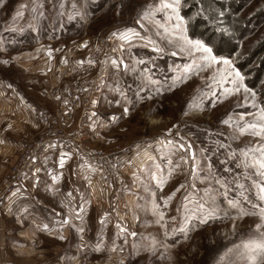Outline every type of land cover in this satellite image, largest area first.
I'll return each mask as SVG.
<instances>
[{
  "label": "rangeland",
  "instance_id": "1",
  "mask_svg": "<svg viewBox=\"0 0 264 264\" xmlns=\"http://www.w3.org/2000/svg\"><path fill=\"white\" fill-rule=\"evenodd\" d=\"M82 41L96 151L44 198L62 240L11 264H264V0H0V93L15 52Z\"/></svg>",
  "mask_w": 264,
  "mask_h": 264
},
{
  "label": "crops",
  "instance_id": "2",
  "mask_svg": "<svg viewBox=\"0 0 264 264\" xmlns=\"http://www.w3.org/2000/svg\"><path fill=\"white\" fill-rule=\"evenodd\" d=\"M85 42L76 45L77 55L56 43L38 44L42 53L37 56L31 49L13 54L10 87L3 96L0 93V179L10 167L25 163V168L16 195L0 202V263L43 260L62 240L61 207H47L44 198L57 195L67 172L73 174L74 163L81 165L78 155L64 151L55 127L44 132L37 116L57 110L50 95L63 78L92 72L84 61L85 52L95 49ZM95 99L87 114L94 111ZM92 141L83 139L80 157H92L96 151Z\"/></svg>",
  "mask_w": 264,
  "mask_h": 264
},
{
  "label": "built area",
  "instance_id": "3",
  "mask_svg": "<svg viewBox=\"0 0 264 264\" xmlns=\"http://www.w3.org/2000/svg\"><path fill=\"white\" fill-rule=\"evenodd\" d=\"M92 57L98 58L100 53L96 52ZM100 87L101 82L98 79L85 76L65 79L50 95L58 105L57 110L52 115L40 114L37 116V121L44 132L48 133L50 127H55L56 137L60 140L64 151L72 156L78 155L80 163L85 160L80 157L82 136L80 132L69 129L75 118L81 113L83 115L92 99L98 95ZM24 168L25 163L17 164L0 179V202L8 201L16 195V191L24 179ZM103 176L107 179L105 174Z\"/></svg>",
  "mask_w": 264,
  "mask_h": 264
},
{
  "label": "snow or ice",
  "instance_id": "4",
  "mask_svg": "<svg viewBox=\"0 0 264 264\" xmlns=\"http://www.w3.org/2000/svg\"><path fill=\"white\" fill-rule=\"evenodd\" d=\"M164 7H168V5H164ZM122 38H127V36L122 37ZM183 40H185V42L195 51L197 52H202L205 54V59H207L209 61V63H223L225 65H229L230 66V61L228 60H223V61H218L217 58L212 55V49L208 46H206L205 44H203L201 41H192V40H188L187 37H181ZM237 75H239L237 73ZM241 80H243V77H240ZM251 127H255V125H252ZM261 131H264V128H262ZM254 134H258V133H254ZM260 168L264 169V163L260 164ZM262 175H264V173H261ZM258 247H262L264 248V244L262 245H258Z\"/></svg>",
  "mask_w": 264,
  "mask_h": 264
}]
</instances>
